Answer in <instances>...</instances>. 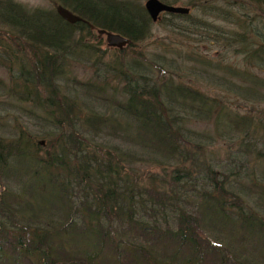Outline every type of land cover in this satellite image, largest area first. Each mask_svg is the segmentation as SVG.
I'll list each match as a JSON object with an SVG mask.
<instances>
[{"label":"trees","instance_id":"obj_1","mask_svg":"<svg viewBox=\"0 0 264 264\" xmlns=\"http://www.w3.org/2000/svg\"><path fill=\"white\" fill-rule=\"evenodd\" d=\"M49 1L55 8L0 0V62L18 65L16 85L39 108L46 141L30 131L0 135V264H264V76L251 69L264 73V44L252 51L244 34L219 26L238 19L217 0H162L190 8L163 13L180 38L170 44L180 63L161 62L168 50L110 57L105 51L120 48L102 50L90 37L106 29L129 38L125 48L138 47L153 36L143 0ZM58 5L86 21H66ZM200 37L225 42L235 55L245 48L249 64L201 56L192 43ZM81 61H96V81L72 77ZM168 67L207 73L221 94L167 75ZM218 144L246 168L248 182H240L249 194L217 168ZM143 164L167 177L140 174ZM22 182L28 187L19 191ZM78 192H86L80 203ZM252 200L263 211L250 208ZM25 216L38 225L21 233Z\"/></svg>","mask_w":264,"mask_h":264},{"label":"rangeland","instance_id":"obj_2","mask_svg":"<svg viewBox=\"0 0 264 264\" xmlns=\"http://www.w3.org/2000/svg\"><path fill=\"white\" fill-rule=\"evenodd\" d=\"M18 2H21L25 5H28L30 7L34 6H41L46 8H52L53 3L49 0H16ZM147 0H143L142 4L145 6ZM258 2H261L262 9L260 8V5ZM217 4L219 6L227 8V6H230L234 9L235 13L237 14L235 17L238 19V22L235 21V18H232L228 22H220L218 21V25L222 26L221 23H223V26L225 28L228 27L230 30L239 32L240 34H244L246 41L249 43V49L252 48V51L254 48L257 47V45L264 44V0L258 1V0H217ZM178 5L186 6L183 3H178ZM55 8V7H53ZM258 16V17H257ZM153 20V19H152ZM166 24L168 22L164 20V14H161V19L159 21H153V30L151 32V35L153 33V36H148L143 42L138 43V47L136 48H123L120 49V51H105L108 52L109 56H122L130 57V58H139L144 57L145 59H148L150 57V53L158 54L159 52L164 54V52L167 53V50L170 52L167 53L166 57L161 56V62L167 66L168 61H177L180 63L179 59V51L172 50L170 47V44L173 42H179L180 38L177 37L175 34H173L169 29H167ZM263 29V31H261ZM211 31L208 32L214 34V31H217L219 33H222L221 31L217 30L216 28H212ZM261 32L260 34H257V32ZM96 33V32H94ZM263 33V34H262ZM97 34H99L97 32ZM98 37L99 40L98 41ZM93 36L90 37L89 41L97 45L102 50H107L106 47L117 49L118 47H110L107 44L106 37L105 36ZM103 37V38H101ZM97 38V39H96ZM221 38V37H220ZM221 38L220 40H222ZM219 42V41H218ZM215 41L212 37H200L195 42H192L195 47V51L200 53L201 56L208 57L211 59H215L216 61H221L222 59L230 60L232 63H237L241 67H244L249 64L248 61H246V49L245 48H238L235 51H239L236 55L234 54V49L230 50L229 48L225 47V42H219ZM148 47L151 50L154 51H148ZM119 49V48H118ZM135 49V51H134ZM145 50V51H140ZM175 52V53H174ZM153 59L155 56H152ZM141 59V58H140ZM108 58H106V61ZM96 69V61H81L78 64L73 65L71 74L72 77H76L78 81L80 82H88V81H96L97 77L94 75ZM252 71L255 73L264 76V73H262L260 70H258L255 67H251ZM169 74H176L180 75L179 78L184 79L185 81H188L190 86H198L202 90L208 92L210 95H220L221 92H218V87L215 86L211 79L207 77V73L201 74L198 72H195V74L191 73L192 70L188 69V71H179L175 68L168 67L167 68ZM19 67L18 65L13 67L12 69L8 67L6 64H1L0 62V135H12L16 137V134L18 132L22 133L24 132V135H27L30 131L31 133L37 135L38 142L43 143V145L46 143L45 139L40 138L42 135L43 129L42 124L44 125V120L41 116H39L40 111L39 108H36L31 101H28L26 99V95L24 90L19 86L16 85L17 79L16 76L19 75ZM209 76V75H208ZM69 85V92L73 94V97L75 95L77 97H80L82 95V88L76 83V82H70ZM67 87V86H66ZM65 87V89H66ZM220 90V89H219ZM45 95L47 94L44 92ZM230 99L232 100L233 96L232 93H229ZM82 98V97H80ZM79 104H83L82 100L78 101ZM80 110V117H82V114L87 113V108L84 107ZM245 109V106L243 105L242 110ZM43 110V109H42ZM45 111V110H43ZM202 126V125H201ZM198 126V130H201L202 127ZM76 127H78V124H76ZM200 127V128H199ZM44 134V133H43ZM86 138L88 135H85ZM200 137V136H199ZM201 138V137H200ZM113 141V142H112ZM112 143H120L123 146H127L125 141L122 140H112ZM216 154H217V168L225 172L226 175L229 176L228 180L231 184V187L236 191H241V193L249 194L248 191L244 188V184L242 182H248L246 168L237 169L236 165L233 160V156L230 158L229 155L232 152L233 149H228L223 144H218L215 148ZM226 154V155H225ZM208 158L210 159L211 153H207ZM168 170L166 172L169 174L172 172L173 166L166 165ZM139 173H146L147 171H152L154 175L157 174V177L164 176L167 177V174L161 167H156L154 165H147L143 164L142 167H139ZM147 176V174H146ZM223 176H221L222 178ZM247 180V181H246ZM6 180L2 181L3 186L6 184ZM242 181V182H240ZM192 183L197 184L198 181H193ZM200 184V183H199ZM22 187L19 191H22L23 187H28V183L25 184V182H22ZM203 185V184H200ZM192 186V184L189 185V188ZM77 196H73V199L76 200V202H82L83 199H86V192L83 193H74ZM248 197V196H245ZM252 199V198H250ZM250 208L263 211V209L260 207V205L257 202H254L253 200L250 202ZM191 206H195L192 204ZM264 212V211H263ZM262 212V213H263ZM38 225V222H34V220H30L29 216H25L23 218H18V225L16 226V230L20 231L21 233H27V231L33 230L34 227ZM49 230H53L50 229ZM43 235V234H42ZM22 242H26V246L30 244H35L34 237L26 236L23 239V236L21 238ZM33 244V245H34ZM27 249V248H26Z\"/></svg>","mask_w":264,"mask_h":264},{"label":"water","instance_id":"obj_3","mask_svg":"<svg viewBox=\"0 0 264 264\" xmlns=\"http://www.w3.org/2000/svg\"><path fill=\"white\" fill-rule=\"evenodd\" d=\"M145 8L155 22L161 19V14L164 12L179 14H188L190 12L189 7L168 4L162 0H147L145 3ZM57 12L60 14V16H62L66 21L70 23L86 21L83 17L74 13L72 10L63 5L57 6ZM99 36H105L107 44L110 47H118L120 49H123L126 45L131 43V40L124 35L108 31L106 29H99Z\"/></svg>","mask_w":264,"mask_h":264}]
</instances>
